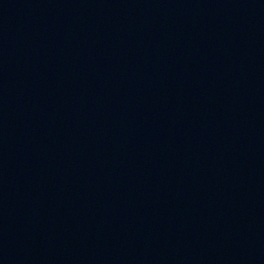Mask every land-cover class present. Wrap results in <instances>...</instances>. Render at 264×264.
I'll return each mask as SVG.
<instances>
[{"label": "water", "instance_id": "1", "mask_svg": "<svg viewBox=\"0 0 264 264\" xmlns=\"http://www.w3.org/2000/svg\"><path fill=\"white\" fill-rule=\"evenodd\" d=\"M0 264H264V0H0Z\"/></svg>", "mask_w": 264, "mask_h": 264}]
</instances>
